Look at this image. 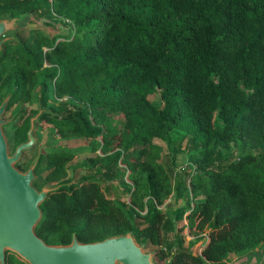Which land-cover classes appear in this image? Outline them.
Instances as JSON below:
<instances>
[{
	"label": "trees",
	"instance_id": "trees-1",
	"mask_svg": "<svg viewBox=\"0 0 264 264\" xmlns=\"http://www.w3.org/2000/svg\"><path fill=\"white\" fill-rule=\"evenodd\" d=\"M14 16L71 33L28 40L20 22L2 43L9 153L38 110L19 108L35 84L36 121L90 140L76 180L71 151L36 155L32 184L59 185L39 205L43 241L130 232L158 264H232L264 243V0H0V19ZM172 194L185 203L169 212ZM183 228L189 245L207 239L200 251ZM5 264L26 263L7 252Z\"/></svg>",
	"mask_w": 264,
	"mask_h": 264
},
{
	"label": "water",
	"instance_id": "water-1",
	"mask_svg": "<svg viewBox=\"0 0 264 264\" xmlns=\"http://www.w3.org/2000/svg\"><path fill=\"white\" fill-rule=\"evenodd\" d=\"M21 20V16L0 19V49L3 42L14 39L13 32ZM7 32L9 34L4 36ZM10 95L9 91L0 100V264H5L7 252L26 264H158L152 252L137 244L130 232L85 243L72 233L67 244H48L36 234L35 225L41 217L39 205L47 193L59 185L44 184L37 189L32 184L38 156L24 171L15 167L22 153L36 143L33 130L42 109L38 107L29 118L25 139L9 153L2 126L13 116H2ZM235 264H264V253L255 263L248 260Z\"/></svg>",
	"mask_w": 264,
	"mask_h": 264
},
{
	"label": "rangeland",
	"instance_id": "rangeland-1",
	"mask_svg": "<svg viewBox=\"0 0 264 264\" xmlns=\"http://www.w3.org/2000/svg\"><path fill=\"white\" fill-rule=\"evenodd\" d=\"M21 26L18 25V30L20 31V34L23 35V38H26L28 40L31 39V36L33 35L34 31H39L42 34L52 37V36H69L71 33V30H69V26L65 23H53L49 22L45 18H40L37 20L30 19L29 17L21 20ZM40 81V80H39ZM4 92L5 89H2L1 92ZM149 98L151 102L154 105L158 104L156 94L149 95ZM32 103L27 105V108H34L35 107V99H36V91H33L32 93ZM48 103L55 106L57 103L53 99L49 98ZM23 106H26V104H23ZM25 109V108H22ZM8 112H5L2 116V118H9ZM3 133L7 140L8 149L11 148V138H12V127L10 125L5 124L2 126ZM178 132H181V130H177ZM175 131V132H177ZM35 135L37 137L36 143L34 146L24 152V157L28 158L29 161H31L38 153H44L46 151L52 150V149H58L63 148L66 150H69L72 152L73 156L71 161L68 163L67 171L68 176L72 178V180H76L79 175L83 173V170L78 166L80 164L84 157H86L89 152L87 149V143L90 140H87L83 137L78 136H69V137H60L58 136L51 125L45 124L43 122H40L36 125L35 128ZM183 145V142H182ZM10 152V150H9ZM186 163V157L183 153H178L176 155V164L177 168L180 166H183ZM176 168V169H177ZM125 179V177H123ZM117 182V181H116ZM166 210L169 212L174 209L177 206L183 205L185 203V198L181 199H175V194L170 195L166 200ZM191 204V203H190ZM163 206V205H162ZM161 206V207H162ZM183 234V247H190L191 251H200V249L203 247V245L206 243L207 239L203 238L202 240L195 241L193 245H189L190 242L193 240V236L191 233L187 230V228H183L182 230ZM168 236H171V233L168 234ZM146 251H153L154 247L151 245H148L144 248ZM264 253V243L260 244L255 250L253 251H244L241 252L234 263H240L242 261H248L251 260V263L257 262V259L262 256ZM153 256V252H152Z\"/></svg>",
	"mask_w": 264,
	"mask_h": 264
},
{
	"label": "flooded vegetation",
	"instance_id": "flooded-vegetation-1",
	"mask_svg": "<svg viewBox=\"0 0 264 264\" xmlns=\"http://www.w3.org/2000/svg\"><path fill=\"white\" fill-rule=\"evenodd\" d=\"M37 84H35L32 88H31V90H30V93H31V98L28 100V101H26V102H23L20 106H19V108L20 109H22V108H25L24 110H26V114H28V112L30 111V110H33V113L38 109V106H40V102H39V99H38V93H37ZM33 91H36V99H35V107L34 108H27L28 106L27 105H29L30 103H32V101H33V99H32V93H33ZM1 93H3V91L1 92ZM49 102V101H48ZM23 104H26V106H23ZM13 106H15L14 104H13ZM6 108V107H5ZM4 113H5V111H4ZM9 116L8 117H10V114H8ZM18 115H16L14 118H12L11 119V121L10 122H12V121H15L16 120V117H17ZM31 115H27V118L29 119V117H30ZM9 122V123H10ZM27 124H28V120H27ZM38 124V122L37 121H35V125H34V130H33V133L35 134V128H36V125ZM28 126V125H27ZM26 132V131H25ZM23 154V153H22ZM22 156V155H21ZM21 158V157H20ZM20 158H19V160H20ZM31 163V162H30ZM28 166H29V164H28ZM27 166V167H28ZM18 169V168H17ZM21 171V170H20Z\"/></svg>",
	"mask_w": 264,
	"mask_h": 264
}]
</instances>
